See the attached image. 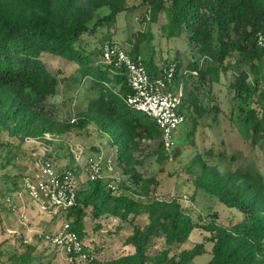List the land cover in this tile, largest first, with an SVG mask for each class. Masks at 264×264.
<instances>
[{"label": "trees", "instance_id": "16d2710c", "mask_svg": "<svg viewBox=\"0 0 264 264\" xmlns=\"http://www.w3.org/2000/svg\"><path fill=\"white\" fill-rule=\"evenodd\" d=\"M80 1L0 0V123L11 136L39 138L44 133L53 132L55 129L52 125L41 123L46 116L37 101L53 95L58 81L41 60V55L47 52L65 58L79 65L82 75L88 78L87 88L92 93L88 96V108L73 121L71 119L67 126L82 127L90 121L95 122L100 130L112 138L117 160L129 173L137 163L132 151L140 148L139 143L143 138L159 139L161 132L151 118L125 103L124 97L130 88L123 68L105 63L91 65V54L85 53L80 40L87 31L86 23L99 0H86L85 7ZM120 1L107 2L110 12L105 21L115 20L116 14L123 9ZM142 2L148 7L149 23L157 24L164 19L161 32L165 37L184 31L189 42L216 68L229 66L226 60L237 52L254 78L249 83L246 70L237 72L230 84L234 96L244 97L245 103L257 91L264 78V63L261 61L264 43L260 46L257 42L258 35L264 36V0ZM102 46L99 49L100 59ZM128 53L142 58L151 78L159 76L166 69L171 70L168 89L175 92L181 88L179 111L185 119L186 113H199L197 96L191 91L185 95L182 81L185 71L180 70L176 61L165 60L156 64L151 56L143 57L137 45ZM187 66L191 72L196 71L203 76L195 61ZM27 89L30 93H25ZM242 122L246 132L262 130L264 133V114L259 116L255 107L250 105ZM201 176L199 182L201 180L208 193L242 214L241 219L229 227L213 222L203 226L213 234L212 256L205 264H264V195L253 178L240 169L220 175L204 170ZM130 177L134 184H139V190L133 191V195L122 187L123 180L116 190L107 188L104 179L87 180L86 186L78 190L77 204L66 211L71 228L81 238L87 207H90L89 212L94 218L107 214L132 225L131 234L124 240L125 244L134 247L132 253L106 261L95 259L88 264H192L193 258L202 253L200 244L173 254L167 247L151 259L148 257L146 249L153 236L163 234L166 245L170 246L174 242H184L198 225L184 215L176 200L142 201L155 193L151 187L156 183L153 177L143 180L137 172L130 174ZM237 181H244L246 186L235 185ZM142 212L147 213L148 224H134L135 218ZM1 246L0 243V258L3 256ZM34 247L31 243H25L22 252L11 251L4 262L55 264L51 259L35 255Z\"/></svg>", "mask_w": 264, "mask_h": 264}, {"label": "rangeland", "instance_id": "374dc122", "mask_svg": "<svg viewBox=\"0 0 264 264\" xmlns=\"http://www.w3.org/2000/svg\"><path fill=\"white\" fill-rule=\"evenodd\" d=\"M108 1L99 0L86 23L87 31L81 35L80 44L85 53L91 54V65L103 63L99 49L104 42H117L127 51H132L137 45L140 54L146 58L151 56L156 64L165 60L176 61L180 70L185 71L182 79L185 95L193 92L200 105L199 113H186L185 121L173 129L175 143L171 147H163L157 138H143L139 143L140 148L132 151L137 163L129 173L117 160L123 177L122 187L130 191L127 193L133 195V191L139 190V184H134L130 177L133 172L140 174L143 180L153 177L156 183L151 187L155 193L142 201L176 200L184 215L198 225L184 242H174L170 246L166 245L163 234L153 236L146 254L151 259L167 247L173 254L200 244L202 253L193 258L192 264H205L212 256L213 234L203 226L213 222L229 227L240 220L242 214L235 208L227 207L204 189L201 180L199 182L203 171L210 170L215 175L238 169L247 171L264 195V133L262 130L248 133L242 122L250 105L257 109L259 116H263L264 78L257 91L244 103V97L234 96L230 84L242 69L249 73V83L253 81L254 74H250L248 65L241 62L237 52L226 60L229 66L216 68L189 42L184 31L165 37L161 32L164 19L157 24L149 23L148 7L143 0L120 1L123 9L116 14L113 22L104 20L110 12ZM80 3L84 7L87 4L86 0ZM41 60L58 81L53 95L37 101L48 119L41 123L52 125L55 129L49 133L52 138L44 142L43 139L31 141L23 136H11L0 123L1 264H7L4 261L11 251L22 252L25 243L35 246V255L51 259L55 264H67L63 256L39 236L40 231L52 232L49 230L52 227H48L47 223L56 225L68 221L67 213L50 215L40 212L21 186V176L29 170L34 158L46 155L56 170L71 168L75 171L79 187H82L86 186L89 158L100 152L105 156L117 154L112 138L100 130L95 122L90 121L82 127L67 126L72 118H77L81 111L88 108V96L92 95L87 88L88 78L82 75L79 65L47 52L41 55ZM193 61L202 70V77L187 68L188 63ZM261 61L264 63V56ZM26 92L30 93L28 89ZM58 129L61 130L58 132ZM235 185L244 187L246 183L237 181ZM45 214L50 215L47 222L44 220ZM117 221L106 222L103 232L92 227L86 233L99 261L110 260L130 251L124 248V240L131 234L132 225L128 221ZM148 222V215L144 212L134 220L137 225Z\"/></svg>", "mask_w": 264, "mask_h": 264}, {"label": "built area", "instance_id": "2783aa9c", "mask_svg": "<svg viewBox=\"0 0 264 264\" xmlns=\"http://www.w3.org/2000/svg\"><path fill=\"white\" fill-rule=\"evenodd\" d=\"M257 42L262 46L264 36L258 35ZM101 61L125 70L130 88L124 97L125 103L151 118L161 132L160 143L165 148L171 147L174 144L173 129L185 121L184 115L179 111L181 88L175 92L168 89L171 70L166 69L159 76L151 78L142 58L131 55L114 41L103 43ZM51 138L49 133H44L39 138L28 139H43L46 142ZM110 155L105 156L100 152L89 158L87 180L104 179L107 181V188L116 190L123 177L117 165V156ZM78 184L75 173L70 169L56 170L54 163L46 155L34 158L29 170L21 178L22 189L29 199L40 212L50 215L66 212L77 204ZM39 236L50 243L67 264H88L97 259V253L92 247L85 245L79 234L71 228L69 221L62 222L52 232L40 231Z\"/></svg>", "mask_w": 264, "mask_h": 264}, {"label": "crops", "instance_id": "0c3cea01", "mask_svg": "<svg viewBox=\"0 0 264 264\" xmlns=\"http://www.w3.org/2000/svg\"><path fill=\"white\" fill-rule=\"evenodd\" d=\"M80 188V187H79ZM90 211V207L86 208V215L84 217V221H83V236L82 239L85 243V245L90 247V243H89V238L86 237V233L90 232V230L92 229V227L99 229V231L103 232L105 230L106 227V222H118L117 220H119L118 218L114 217V216H110L107 214H103L97 218H94ZM46 215V214H45ZM2 216V215H1ZM104 216H108V218H104ZM44 220L47 222L48 220H50V215H46V217L44 216ZM121 221V220H120ZM61 223H56V225H52V223H47L48 227H52L49 230L54 231ZM118 224V223H116ZM124 248H128L130 251L128 253H132L134 250V247L130 244H125L124 243ZM127 254V253H126ZM113 259V258H112Z\"/></svg>", "mask_w": 264, "mask_h": 264}]
</instances>
